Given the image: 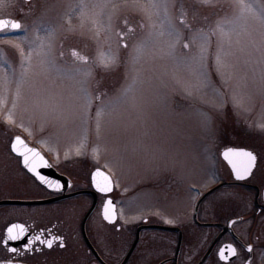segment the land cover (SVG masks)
Wrapping results in <instances>:
<instances>
[{"label": "rangeland", "instance_id": "1", "mask_svg": "<svg viewBox=\"0 0 264 264\" xmlns=\"http://www.w3.org/2000/svg\"><path fill=\"white\" fill-rule=\"evenodd\" d=\"M18 16L22 33L0 39V150L20 135L70 176L105 171L129 233L113 263L146 216L189 229L222 150L264 171V0H0V19ZM49 210L0 207V229ZM145 234L126 264L150 261Z\"/></svg>", "mask_w": 264, "mask_h": 264}, {"label": "flooded vegetation", "instance_id": "2", "mask_svg": "<svg viewBox=\"0 0 264 264\" xmlns=\"http://www.w3.org/2000/svg\"><path fill=\"white\" fill-rule=\"evenodd\" d=\"M20 15H23L22 12ZM19 16L13 19L19 23V28L14 31L9 29L1 31L0 39L2 35L22 33L23 23ZM14 137L8 138L7 143H2V148L6 149L0 150V201L50 200L79 192L85 193L47 205L14 206L50 207V210L36 214L20 213L0 229V263L116 264L113 263L116 259V240L124 244L129 233L127 230L122 231L117 221L110 224L103 218L102 212L108 196L99 192L93 195L90 176L84 181L66 174L65 170L68 168L55 160L51 151L23 137L30 146L39 149L58 174L70 181L69 184L61 183L63 188L60 191L49 190L40 185L23 168L21 158L11 152L10 144ZM1 141L4 140L0 137ZM257 162L256 156V165L251 174L245 180H237L222 160L223 171L219 173L221 179L191 204L193 206L189 229H186L187 224H175L176 221L167 224L155 216L142 218L141 223L135 227V232L141 226H168L176 229L167 231L146 228L140 232V236L146 233L143 245L150 259L148 264H248L249 260L251 264H264V171H257ZM4 187L11 192L5 195ZM204 195L206 196L200 202ZM93 203L94 208L88 215L83 230V221ZM93 216L98 217L105 228L102 234L97 232L96 224L90 222ZM13 223L25 226L26 234H23L22 239L15 241L7 239L6 229ZM42 233L45 239L57 238L51 249L39 243L29 244L30 240H34ZM157 233H167L169 236H157ZM61 242L63 247L60 246ZM225 246H233L237 252L236 256L230 257L227 261L219 257V250ZM249 247L252 248V252L247 251ZM154 251L157 253L158 261L151 258ZM128 252L129 246L120 263Z\"/></svg>", "mask_w": 264, "mask_h": 264}, {"label": "snow or ice", "instance_id": "3", "mask_svg": "<svg viewBox=\"0 0 264 264\" xmlns=\"http://www.w3.org/2000/svg\"><path fill=\"white\" fill-rule=\"evenodd\" d=\"M12 152L21 158V163L23 168L35 177L42 185L46 186L49 189L54 191L62 190L63 186L56 181H52L43 175H41L37 164L34 163L35 157L29 158V154L19 151L17 148L12 147ZM79 154V153H78ZM67 155V154H66ZM223 159L231 166L232 172L234 173L235 179L242 180L245 179L248 175L251 174L256 163V156L250 151H234L227 150L223 152ZM40 167H48L47 161L42 158L39 163ZM213 178H215L213 176ZM92 182L97 191L108 194L113 191V180L108 175H105L104 172L96 170L92 176ZM54 186V187H53ZM103 216L106 221L109 223L115 222L116 208L111 199L106 200L103 208ZM17 229L19 230L17 232ZM23 234H26V230L20 225H13L7 229V239L17 240L22 239ZM56 237L50 239H45L43 233L40 236H37L34 240H30L29 244L39 243L49 249L53 247V243L56 241ZM7 244V240L5 241ZM60 246L63 247V243H60ZM13 251H15L13 249ZM248 252H252V248L247 249ZM237 252L233 246H225L219 250V257L221 260L227 261L232 256H236ZM248 264H251V261H248Z\"/></svg>", "mask_w": 264, "mask_h": 264}, {"label": "water", "instance_id": "4", "mask_svg": "<svg viewBox=\"0 0 264 264\" xmlns=\"http://www.w3.org/2000/svg\"><path fill=\"white\" fill-rule=\"evenodd\" d=\"M26 1H30V0H26ZM19 28V23L18 22H16V21H14L13 19H10V18H4V19H0V31H2V30H5V29H10V30H17ZM12 147H15V148H17L19 151H21V152H25V153H28L29 154V158H32V157H35V161H34V163H36L37 164V167L39 168V171H40V173H41V175H43L44 177H46V178H48V179H50V180H52V181H56V182H59L60 184L61 183H70V181L66 178V177H64V176H62V175H60V174H58L54 169H53V167L49 164V162L43 157V155L39 152V150H37V149H35V148H33V147H30L24 140H23V138H21L20 136H16V137H14L13 138V140H12V142H11V145H10V150H11V148ZM234 150V151H249V150H247V149H239V148H228V149H225V150H223L222 151V153H221V157H222V159H223V152L224 151H227V150ZM11 152H12V150H11ZM250 152H252V151H250ZM13 153V152H12ZM253 153V152H252ZM14 155H16L15 153H13ZM254 154V153H253ZM255 155V154H254ZM17 156V155H16ZM256 156V155H255ZM19 157V156H18ZM42 158H44L46 161H47V164H48V167H40V165H39V163L41 162V160H42ZM224 160V159H223ZM225 161V160H224ZM226 162V161H225ZM227 163V162H226ZM22 164V163H21ZM256 164V163H255ZM227 165H228V163H227ZM229 166V168L231 169V166L230 165H228ZM96 170H100V169H95V170H93L92 171V173H91V183H92V186H93V191L91 192L93 195H95L97 192H99V191H97L96 190V188H95V186H94V184H93V182H92V176H93V174H94V172L96 171ZM100 171H102V170H100ZM231 171H232V169H231ZM102 172H104V171H102ZM104 174L105 175H108V174H106L105 172H104ZM233 175H234V173H233ZM109 176V175H108ZM249 176V175H248ZM247 176V177H248ZM110 177V176H109ZM235 177V176H234ZM246 177V178H247ZM35 178V177H34ZM245 178V179H246ZM36 179V178H35ZM37 180V179H36ZM242 180H244V179H242ZM37 182H39L38 180H37ZM40 183V182H39ZM41 184V183H40ZM42 185V184H41ZM42 186H44V185H42ZM44 187H46V186H44ZM54 187V186H53ZM47 188V187H46ZM47 189H49V188H47ZM49 190H52V189H49ZM82 193H85V192H79V193H76V194H73V195H69V196H62V197H59V198H56V199H50V200H33V201H24V200H2V201H0V206H41V205H47V204H51V203H53V202H55V201H58V200H61V199H64V198H68V197H72V196H75V195H77V194H82ZM99 193H101V192H99ZM112 192H110V193H108V194H104V193H102V194H104V195H110ZM108 199H111L110 197H108ZM107 199V200H108ZM112 200V202H113V204L115 205V203H114V201H113V199H111ZM94 205H95V203H93V205H92V207H91V209H90V211L88 212V214L85 216V219H84V221H83V230H84V224H85V221H86V219H87V217H88V215L91 213V211H92V209L94 208ZM115 208H116V206H115ZM102 215H103V212H102ZM103 218H104V216H103ZM115 221L117 220V214H116V216H115ZM108 222V221H107ZM109 223V222H108ZM111 224V223H110ZM13 225H20V226H22L24 229H26L25 228V226H23V225H21V224H19V223H13V224H11L10 226H8V228L9 227H11V226H13ZM7 228V229H8ZM146 228H152V229H159V230H170V231H172V230H176L175 228H169V227H164V226H151V227H139V228H137V230H136V235H135V239H134V241H133V243H132V245H131V247L129 248V252L127 253V255L125 256V258L123 259V261L120 263V264H126L127 263V261L129 260V258L131 257V255H132V253H133V251H134V249H135V247H136V245H137V243H138V240H139V235H140V232H141V230H143V229H146ZM7 229H6V233H5V235H6V237H7ZM179 245H180V242H179ZM179 248V247H178ZM212 248V247H211ZM211 250V249H210ZM177 252H178V250H177ZM0 264H11V263H6V262H1ZM12 264H21V263H12Z\"/></svg>", "mask_w": 264, "mask_h": 264}]
</instances>
